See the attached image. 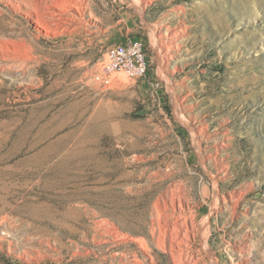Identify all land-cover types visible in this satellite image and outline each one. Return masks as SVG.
Returning <instances> with one entry per match:
<instances>
[{"label":"rangeland","instance_id":"obj_1","mask_svg":"<svg viewBox=\"0 0 264 264\" xmlns=\"http://www.w3.org/2000/svg\"><path fill=\"white\" fill-rule=\"evenodd\" d=\"M138 1L0 0V264H264V0Z\"/></svg>","mask_w":264,"mask_h":264},{"label":"built area","instance_id":"obj_2","mask_svg":"<svg viewBox=\"0 0 264 264\" xmlns=\"http://www.w3.org/2000/svg\"><path fill=\"white\" fill-rule=\"evenodd\" d=\"M148 62L144 43L128 40L115 44L107 50L106 59L100 72L93 80L102 87H110L117 75L140 80L147 75Z\"/></svg>","mask_w":264,"mask_h":264},{"label":"bare ground","instance_id":"obj_3","mask_svg":"<svg viewBox=\"0 0 264 264\" xmlns=\"http://www.w3.org/2000/svg\"><path fill=\"white\" fill-rule=\"evenodd\" d=\"M133 1V3H134V5L137 7V9H140L141 8V5H140V3H139V1L138 0H132ZM80 13V12H79ZM83 14V13H82ZM80 15H81V13H80ZM36 24L39 26V27H41V28H44V25L40 22V21H37L36 22ZM159 29V28H158ZM155 30H156V28H155ZM207 221V220H206ZM206 230V229H205ZM208 232V231H207Z\"/></svg>","mask_w":264,"mask_h":264}]
</instances>
